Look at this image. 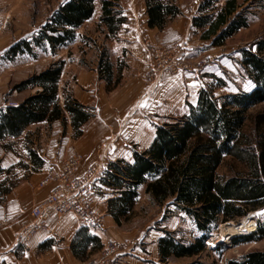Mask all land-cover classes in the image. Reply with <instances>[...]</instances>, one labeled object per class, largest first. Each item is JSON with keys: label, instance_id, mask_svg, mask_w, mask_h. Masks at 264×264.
<instances>
[{"label": "crops", "instance_id": "obj_1", "mask_svg": "<svg viewBox=\"0 0 264 264\" xmlns=\"http://www.w3.org/2000/svg\"><path fill=\"white\" fill-rule=\"evenodd\" d=\"M65 2L66 0L60 5ZM120 3L126 21L113 35L102 25L104 35L107 36V47L106 50L103 45L100 47L98 54L94 56V62L87 60V51L81 53L68 50L79 37L77 33H80V27L84 23L95 16L101 19L102 5L97 6L96 1L94 15L76 28L73 40L56 49L47 44L54 59L50 66L63 61L58 84L61 104L65 103L64 95L69 94L93 111L92 118L81 128L82 134L75 135L71 116L66 113L65 122L58 119L31 123L22 134L7 136L0 141V166L5 169L0 174V183L5 182L8 189L0 195V264H90L88 259L76 256L73 250L72 242L80 228L87 234L97 236L103 246L108 240H130L132 232L125 229L124 222L118 224L111 212L110 199L117 198L121 189L104 181L107 171L112 163L119 160L133 163L136 150L143 152L150 148L159 125L187 118L191 109L198 105L203 86L199 71L189 70L157 76L154 81H149L145 67L151 57L146 41L177 45L181 47L184 56L190 52L197 53L199 45L207 46L211 52L226 46L225 43L213 47L200 39L199 34L196 37L197 30L193 27L192 20L199 12V3L191 13L175 16L163 28L148 26L145 0H141L139 4H125L124 0ZM246 27L236 33L242 32ZM16 41L18 40L14 42ZM96 43L100 45V42ZM62 47L66 48L64 53L58 49ZM101 53H105L112 66L110 83L109 78L100 70ZM238 60L240 66H244L242 59ZM247 75L249 81H252L251 87L238 89L233 93L241 90L250 92L256 87L249 72ZM118 77L120 81L114 85L113 81ZM37 90L38 88H34L28 95L19 96L14 101H6L0 95V106L9 105V102H21ZM35 129L38 132L32 138L29 132ZM31 152L34 153L35 160ZM73 153H79L83 158L77 172L80 176H86L93 164L101 165L92 183L93 206L101 219L100 223L86 222L73 213H52L47 221V231L37 232L25 245H18V231L24 222H32V208L46 200L56 189V183L52 181L41 185L48 170L60 169ZM11 167L15 168L16 180L8 183L4 178L9 175L8 169ZM138 193L134 209L142 196L155 202L152 194L147 191L146 184L138 187ZM154 234L152 241L157 246L160 259L168 260L169 257L164 259L159 253L158 241L163 236L162 231H155ZM91 248L92 244L87 251ZM99 250L95 249L91 256ZM120 258V262L115 264H152L150 257L144 258L135 253H125Z\"/></svg>", "mask_w": 264, "mask_h": 264}, {"label": "trees", "instance_id": "obj_2", "mask_svg": "<svg viewBox=\"0 0 264 264\" xmlns=\"http://www.w3.org/2000/svg\"><path fill=\"white\" fill-rule=\"evenodd\" d=\"M96 0H66L31 37L20 39L8 48V58L31 54L36 47L49 44L53 49L64 46L76 36V28L94 14ZM121 0H103L101 22L113 34L126 21ZM148 26L163 28L172 18L181 13L172 0H145ZM202 0L192 25L200 39L210 46L226 43L228 37L248 26L246 14L238 0ZM242 64L256 82L250 92L230 94L221 106L206 92L200 91L199 103L191 114L173 124L159 125L152 146L143 152L135 151V161L119 160L107 171V184L119 188L120 195L110 199V209L117 223L132 215L139 196L138 187L147 185L155 201L175 198V204H183L195 215L202 230L216 222L219 214L225 219L245 215L251 209L264 205V112L259 113L253 124V132L244 131L248 109L264 103V37L242 51ZM100 70L109 78L111 64L105 53L100 56ZM63 61L49 66L15 87L23 90L28 86L38 88L23 101L14 105L0 106V141L7 136L20 135L31 123L67 119L71 116L75 135L82 134V126L92 118L93 111L73 96H65L64 105L59 101V80ZM116 78L114 85L119 82ZM32 158L35 155L31 152ZM237 157L245 162L248 173L236 174L223 179L217 174L219 165L226 157ZM5 169L0 166V174ZM5 182L0 183V195L7 192ZM234 200L240 201L238 206ZM199 205V206H197ZM258 213V212H257ZM255 230V229H254ZM264 237V217L257 230L234 238L235 243H249ZM162 258L197 255L205 250L204 238L191 245H184L170 235L159 239ZM92 244V248L87 251ZM76 256L91 257L95 249L103 245L100 239L80 228L72 242ZM229 264H264V250H250L241 260Z\"/></svg>", "mask_w": 264, "mask_h": 264}, {"label": "rangeland", "instance_id": "obj_3", "mask_svg": "<svg viewBox=\"0 0 264 264\" xmlns=\"http://www.w3.org/2000/svg\"><path fill=\"white\" fill-rule=\"evenodd\" d=\"M63 1L0 0V95L6 101L17 100L19 96H26L34 90L31 86L23 90L15 86L28 79V77L49 67L54 60L53 52H51L47 44L36 47L31 54H20L13 58H8L5 55L6 50L15 40L31 37L36 33ZM102 1L96 0L97 6H101ZM140 1L124 0L125 4L131 2L139 4ZM201 1L172 0L173 3L179 6L180 14L191 13ZM224 1L219 0L218 4L222 5ZM238 2L243 4L241 9L247 16L248 26L242 32L235 33L232 38H228L225 47H219L217 51L211 52L207 46L202 47L199 45L197 46V53L190 52L187 56H184L181 51V55L186 61L197 62L200 59L207 60L204 67L199 70V75L202 76V88L216 100L219 106L226 102V98L230 94L248 92L241 90V92L233 93L238 89H249L252 84L247 75L248 69L240 66L238 59H242L243 49L251 47L258 39L264 37V0H238ZM120 7L123 13L124 9L121 3ZM102 25L105 24L101 22V19H97V16L84 23L80 27V33H77L79 37L73 42L68 52L71 50L81 53L87 51V60L94 62V56L96 53L98 54L100 47L103 45L104 50L107 47V43H105L107 36L104 35ZM197 34L200 35L198 31H196V37ZM96 41L100 42V45ZM146 42L150 57V49L156 45L166 47L177 46L159 42L156 44L151 43V41ZM58 49L63 53L66 51V48L63 47ZM248 110V119L245 121L244 131L251 133L255 128V124H253L255 118L259 113L264 112V103H259V105L251 107ZM176 122L174 121L173 123ZM37 132V129L30 130L29 134L34 138ZM248 168L245 162L239 160L237 157H226L219 165L217 174L223 179H227L238 173L246 175L249 170ZM8 173L9 175L4 180H7L8 183L15 181V168H9ZM262 178L264 179V172ZM174 200L175 198L167 197L161 203L158 201L153 203L149 199H145L144 196L138 199L132 215L129 218H123L122 221L124 222L125 229L130 230L132 235L128 241H116L124 244L120 257L125 253H129L130 255L135 253L140 254L144 258L150 257L152 264H229L231 260H241L250 250H264V237L260 240L249 241V243H235L234 238L248 235L244 234L247 232L246 230L234 234V236L228 237V239H224L222 236L225 226L237 225L248 215L255 225L254 229L257 230L259 223L262 222L264 217V205L251 209L245 215H235L229 219H225L223 213H221L216 222L209 223V228L202 230L198 226L192 210L189 211L187 208H184L183 204H175ZM234 202L237 203L236 206L240 204L238 200H234ZM229 221L231 223H225ZM254 229L247 233L255 231ZM155 231H162L163 236L170 235L175 241L184 245H191L197 239L203 237L205 250L197 255H192V257L170 256L168 260L162 261L157 253V246L152 241L155 237ZM255 241L256 243H253ZM92 259L93 256L88 258L90 262Z\"/></svg>", "mask_w": 264, "mask_h": 264}, {"label": "built area", "instance_id": "obj_4", "mask_svg": "<svg viewBox=\"0 0 264 264\" xmlns=\"http://www.w3.org/2000/svg\"><path fill=\"white\" fill-rule=\"evenodd\" d=\"M151 58L146 65L147 78L154 81L157 76L172 75L186 70L199 71L207 63V60L200 59L197 62H189L181 55L179 46H159L150 49ZM10 105L18 104L9 102ZM79 153H73L60 166V169L51 168L47 172V177L41 183L48 181L56 183V189L42 201L34 206L30 212L32 222H24L19 229L17 244L25 245L28 240L37 232L47 231L48 218L52 213L63 214L73 213L80 216L86 222L99 224L101 219L96 215L93 206L94 178L98 175L101 165L93 164L86 176H80L77 172L82 161ZM244 234H248L245 232ZM123 243L108 241L93 255L90 264H115L120 260Z\"/></svg>", "mask_w": 264, "mask_h": 264}, {"label": "bare ground", "instance_id": "obj_5", "mask_svg": "<svg viewBox=\"0 0 264 264\" xmlns=\"http://www.w3.org/2000/svg\"><path fill=\"white\" fill-rule=\"evenodd\" d=\"M225 223H231V222H225ZM255 228V225L253 224V221L251 217L248 215L244 217L241 222H239L237 225H227L224 228V231L222 233V236L224 239H228V237L234 236V234H237L239 232L243 231H252Z\"/></svg>", "mask_w": 264, "mask_h": 264}, {"label": "water", "instance_id": "obj_6", "mask_svg": "<svg viewBox=\"0 0 264 264\" xmlns=\"http://www.w3.org/2000/svg\"><path fill=\"white\" fill-rule=\"evenodd\" d=\"M230 222V221H229Z\"/></svg>", "mask_w": 264, "mask_h": 264}]
</instances>
